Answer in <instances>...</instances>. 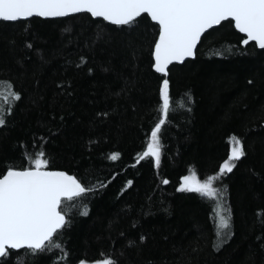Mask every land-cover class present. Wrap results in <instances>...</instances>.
<instances>
[{
  "label": "trees",
  "instance_id": "16d2710c",
  "mask_svg": "<svg viewBox=\"0 0 264 264\" xmlns=\"http://www.w3.org/2000/svg\"><path fill=\"white\" fill-rule=\"evenodd\" d=\"M157 34L146 14L132 25L87 13L0 21V84L19 95L0 109V176L34 167L43 152L45 170L94 188L62 205L70 224L50 251L11 250L0 264H264V49L242 45L223 21L162 75L152 67ZM165 78L172 110L157 166L139 158ZM232 136L245 156L214 183L231 210L218 243L214 201L178 186L192 170L215 175Z\"/></svg>",
  "mask_w": 264,
  "mask_h": 264
},
{
  "label": "snow or ice",
  "instance_id": "6c2138e0",
  "mask_svg": "<svg viewBox=\"0 0 264 264\" xmlns=\"http://www.w3.org/2000/svg\"><path fill=\"white\" fill-rule=\"evenodd\" d=\"M80 13L102 17L116 25H132L147 13L159 26L154 67L160 73H166L173 61L182 62L193 57L202 34L223 21H234L239 32L246 34L243 44L254 41L264 49V0H0V21L66 17ZM11 96L19 99L16 93ZM159 97L161 118L151 130L147 150L139 158L154 157L157 166L162 150L159 133L172 110L166 78L159 89ZM4 123L0 116V126ZM229 143L228 158L215 175L201 181L192 170L182 178L178 188V191L195 192L216 202L213 212L218 236L227 235L224 230L230 228L231 210L224 207L223 194L214 183L231 173L236 162L245 156L243 143L238 137H230ZM43 156L41 152L32 161L34 167L24 170L9 168L0 178V259L7 257L11 250L27 249L32 255L50 251L56 234L70 224L62 205L94 190L67 173L42 170L48 163ZM108 158L115 161L119 153L110 154ZM162 183L169 181L164 179ZM128 184L131 185V181ZM105 186L102 182L98 184L100 188ZM81 214H88L86 207ZM55 247L61 246L55 244ZM66 256L67 253H62L61 259ZM97 264L116 262L105 258Z\"/></svg>",
  "mask_w": 264,
  "mask_h": 264
},
{
  "label": "water",
  "instance_id": "95a60500",
  "mask_svg": "<svg viewBox=\"0 0 264 264\" xmlns=\"http://www.w3.org/2000/svg\"><path fill=\"white\" fill-rule=\"evenodd\" d=\"M87 14H88V13H87ZM144 14H146V15L150 18V16H149L147 13H144ZM70 15H74V14H70ZM70 15H69V16H70ZM89 15H90V14H89ZM90 16H91V15H90ZM91 17H93V16H91ZM31 18H32V17H31ZM39 18L47 19V18H44V17H39ZM53 18H61V17H53ZM93 18H100V19L104 20L105 22H107V23H109V24H113V23H111L110 21H107V20L103 19L102 17H93ZM28 19H29V18H28ZM150 19H151V18H150ZM151 21H152V20H151ZM7 22H11V21H7ZM152 22H154V21H152ZM154 23L157 24L156 22H154ZM232 23H233V25H234V27H235V23H234V21H232ZM114 25H116V24H114ZM157 26H158V24H157ZM216 26H218V25H214L213 27H216ZM213 27H212V28H213ZM235 29H236L237 31H239L236 27H235ZM208 30H210V29H208ZM208 30H206L205 32H207ZM240 33H241V32H240ZM203 34H204V33H203ZM203 34H202V36H203ZM241 34L244 36V38H243L242 41H241V44H242V45H245V44H243V40L247 38V37H246V34H245V33H241ZM202 36H201V37H202ZM158 39H159V26H158V34H157V37H156L155 42H156ZM155 42H154V44H153V48H152V59H153V65H152V67H153V70H154L155 72H157V71L155 70V67H154V64H155V58H154ZM199 42H200V41H199ZM199 42H198V44H199ZM249 43H250V42H249ZM253 43L256 45L257 48H260L256 42L253 41ZM198 44H197V46H198ZM196 48H197V47H196ZM195 51H196V49H195ZM194 57H195V55H194L193 57L185 58L182 62H179V61H173L171 64H175V63L180 64V63H183L185 60H187V59H192V58H194ZM171 64L168 65L167 70H166V73H160V72H157V73L162 74V75H166L167 72H168V68H169V66H170ZM22 170H24V169H22ZM42 170H45V169H42ZM46 171H49V170H46ZM5 173H6V172H5ZM5 173H4V174H5ZM2 176H3V175H2ZM2 176H0V178H2Z\"/></svg>",
  "mask_w": 264,
  "mask_h": 264
},
{
  "label": "rangeland",
  "instance_id": "374dc122",
  "mask_svg": "<svg viewBox=\"0 0 264 264\" xmlns=\"http://www.w3.org/2000/svg\"><path fill=\"white\" fill-rule=\"evenodd\" d=\"M11 99H12L11 93L7 90L6 86L3 84H0V109H2V107H4V106L8 105L11 102ZM230 148H231V145H230ZM189 174L190 173H188L187 175H189ZM201 181H203V180H201ZM181 182H182V180H181ZM181 182H180V184H181ZM180 184H179L178 188L180 187ZM215 204H216V202L214 201V207H215ZM223 205L225 207V204H223ZM214 217H215V215H214ZM215 224H216V218H215ZM216 231L218 232L217 228H216ZM226 236L227 235H223V234L220 236L217 235L218 243L222 242ZM92 264H97V263H92Z\"/></svg>",
  "mask_w": 264,
  "mask_h": 264
}]
</instances>
